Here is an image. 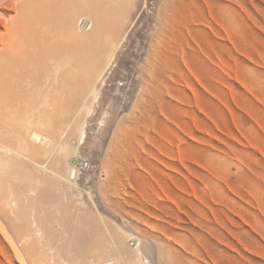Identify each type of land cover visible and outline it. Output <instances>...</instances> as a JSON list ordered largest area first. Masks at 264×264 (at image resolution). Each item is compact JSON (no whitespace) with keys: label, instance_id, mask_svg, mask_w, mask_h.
Segmentation results:
<instances>
[{"label":"rangeland","instance_id":"rangeland-1","mask_svg":"<svg viewBox=\"0 0 264 264\" xmlns=\"http://www.w3.org/2000/svg\"><path fill=\"white\" fill-rule=\"evenodd\" d=\"M17 1L0 0V30ZM143 2V86L114 106L135 102L123 121L141 126L140 163L124 138L77 191L147 240L154 264H264V0ZM0 264H20L1 230Z\"/></svg>","mask_w":264,"mask_h":264},{"label":"bare ground","instance_id":"bare-ground-1","mask_svg":"<svg viewBox=\"0 0 264 264\" xmlns=\"http://www.w3.org/2000/svg\"><path fill=\"white\" fill-rule=\"evenodd\" d=\"M143 1L18 0L15 12L4 16L0 230L20 264H154L147 240L107 216L98 194L91 193L95 212L91 198L78 192L88 175L106 170V155L116 163L124 138L140 163L141 126L123 119L143 86L147 34L134 27L149 10ZM127 93L135 102L114 108ZM111 110L103 146L91 149L101 115ZM82 152L90 163L83 174Z\"/></svg>","mask_w":264,"mask_h":264}]
</instances>
